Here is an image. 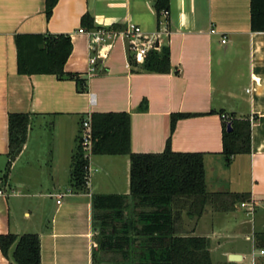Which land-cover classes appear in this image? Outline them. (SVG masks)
<instances>
[{
    "label": "crops",
    "instance_id": "0c3cea01",
    "mask_svg": "<svg viewBox=\"0 0 264 264\" xmlns=\"http://www.w3.org/2000/svg\"><path fill=\"white\" fill-rule=\"evenodd\" d=\"M157 2L58 0L48 18L46 0H0V235H37L41 264H96L92 195L131 194L129 156H92L90 193L72 190L82 124L96 113L131 116L133 153L161 154L169 147L203 154L214 197L199 218L187 207L174 210L176 236L205 238L212 264H264V33L252 32V0H169L161 17ZM131 24L159 37L158 52L169 49L168 73L136 64L121 36L97 45L89 35ZM39 34L70 36L62 77L19 73L16 37ZM100 50L105 57L92 65ZM14 113L30 114L31 124L8 172ZM174 115L188 116L172 126ZM223 116L252 124V152L234 157L229 167L222 155ZM0 264L15 263L0 249Z\"/></svg>",
    "mask_w": 264,
    "mask_h": 264
},
{
    "label": "trees",
    "instance_id": "16d2710c",
    "mask_svg": "<svg viewBox=\"0 0 264 264\" xmlns=\"http://www.w3.org/2000/svg\"><path fill=\"white\" fill-rule=\"evenodd\" d=\"M58 0H46V15L51 17ZM169 0H158L156 10L169 11ZM83 18V25L89 24ZM252 32L264 33V0H252ZM18 71L22 75H65L72 53L68 35H18ZM144 69L158 73L170 71L169 49L151 51ZM188 115H174L172 126ZM224 120L223 152L225 166L233 158L252 152V124L249 119ZM30 114L9 116V165L23 151L29 135ZM231 124L232 130L228 131ZM92 156H129L131 161L130 196L92 195L93 227L98 232L104 253L121 255L123 264H212L205 238L177 237L174 212L187 207L189 216L199 218L214 197L206 187L203 154L174 153L168 147L161 154H137L131 149V116L127 113L91 115ZM89 160L81 144L73 158L71 185L75 193L89 194ZM235 201L243 195H232ZM128 213V214H126ZM114 231V233H113ZM3 255L15 264H41L37 235H0ZM94 261L96 254L94 253Z\"/></svg>",
    "mask_w": 264,
    "mask_h": 264
},
{
    "label": "built area",
    "instance_id": "2783aa9c",
    "mask_svg": "<svg viewBox=\"0 0 264 264\" xmlns=\"http://www.w3.org/2000/svg\"><path fill=\"white\" fill-rule=\"evenodd\" d=\"M162 15L167 16L168 11L162 12ZM212 33L215 34L216 31L212 30ZM89 35L94 40V43L97 45L105 44L107 39L110 37H118L121 36L124 38L127 44L128 51L133 54L134 61L136 64H143L146 56L154 50L160 49V41L159 37L147 36L144 34L143 30L134 24L127 26L125 30H121L119 32L110 33L106 30H98L96 32H90ZM222 43H226V38L222 40ZM158 44V45H157ZM110 47V45H109ZM90 50L93 52L96 50L95 45L90 47ZM105 54L102 51H97V54L92 56L90 59V63L92 65L96 64L99 58H104ZM225 121H229L228 116L222 117ZM80 144L83 148L85 158L89 160L88 167V176H90V158L92 157V149H93V139H92V126H91V116H88L83 124L82 131L80 135ZM71 193V190L69 191ZM57 204H61V199L63 198V194L57 196ZM243 207H246V204H242ZM264 254V251L261 252Z\"/></svg>",
    "mask_w": 264,
    "mask_h": 264
},
{
    "label": "rangeland",
    "instance_id": "374dc122",
    "mask_svg": "<svg viewBox=\"0 0 264 264\" xmlns=\"http://www.w3.org/2000/svg\"><path fill=\"white\" fill-rule=\"evenodd\" d=\"M96 240L98 241L97 246H95L94 253L96 254V264H121L122 263V257L121 255L116 254H106L102 253V249L99 243V237H96Z\"/></svg>",
    "mask_w": 264,
    "mask_h": 264
},
{
    "label": "water",
    "instance_id": "95a60500",
    "mask_svg": "<svg viewBox=\"0 0 264 264\" xmlns=\"http://www.w3.org/2000/svg\"><path fill=\"white\" fill-rule=\"evenodd\" d=\"M231 130H232V126H231V124H229L228 125V131H231ZM230 258H231V260H240V256H238V255H232Z\"/></svg>",
    "mask_w": 264,
    "mask_h": 264
}]
</instances>
